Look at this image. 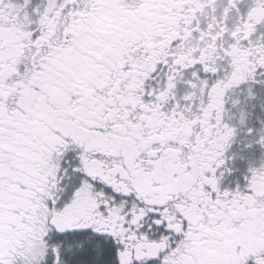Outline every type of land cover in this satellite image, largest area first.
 <instances>
[{"label":"snow or ice","instance_id":"6c2138e0","mask_svg":"<svg viewBox=\"0 0 264 264\" xmlns=\"http://www.w3.org/2000/svg\"><path fill=\"white\" fill-rule=\"evenodd\" d=\"M0 264H264V0H0Z\"/></svg>","mask_w":264,"mask_h":264}]
</instances>
